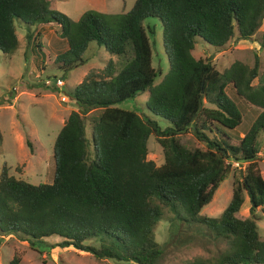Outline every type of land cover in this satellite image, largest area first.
Segmentation results:
<instances>
[{
    "label": "trees",
    "instance_id": "obj_1",
    "mask_svg": "<svg viewBox=\"0 0 264 264\" xmlns=\"http://www.w3.org/2000/svg\"><path fill=\"white\" fill-rule=\"evenodd\" d=\"M53 3L0 0V50L17 48V22L38 52L45 48L37 28L58 26L67 48L54 62L64 71L87 61L91 43L112 57L103 71L90 70L67 90L75 108L54 140L51 182L31 183L2 164L0 243L13 235L36 246L57 235L55 246H73L96 258L160 264L163 247L154 227L166 212L171 235L188 229L226 242L215 259L195 257L186 264H264V239L254 220L258 207L264 213L257 163L264 70L258 72L257 56L252 66L234 60L219 71L193 53L197 43L220 49L233 38L251 39L262 24L264 0H134L125 12L87 9L75 21ZM150 19L160 23L169 65L158 82L149 40L154 30L145 24ZM145 91L150 114L115 106ZM246 108L255 114L240 134ZM93 109L100 111L89 115ZM186 133L196 138L194 147L180 140ZM150 135L163 149L160 165L147 159ZM233 162L246 165L233 180L227 205L217 217L201 214ZM245 197L249 215L239 217ZM9 264L24 263L14 255Z\"/></svg>",
    "mask_w": 264,
    "mask_h": 264
},
{
    "label": "rangeland",
    "instance_id": "obj_2",
    "mask_svg": "<svg viewBox=\"0 0 264 264\" xmlns=\"http://www.w3.org/2000/svg\"><path fill=\"white\" fill-rule=\"evenodd\" d=\"M133 3L134 0H54L52 7L75 21L87 9L103 13L125 12ZM145 24H149L154 30L149 33V40L152 47V65L158 72L155 81L158 82L169 67L162 42V30L158 21L150 19ZM16 25L17 48L12 52L0 50V172L5 162L10 167L9 173L16 177L35 184L51 182L54 140L69 112L75 108L67 90L74 88L90 70L103 71L106 59L112 56L104 48L91 43L85 52L87 61L64 71L57 68V63L54 62L56 53L67 48V41L60 35L58 26L41 25L37 28L40 32L39 41L45 48L43 52H38L32 39L28 40L26 37L24 26L17 22ZM263 29L264 18L251 39L233 38L220 49L197 43L194 56L207 58L219 71L234 60H241L252 66L257 56L258 72L261 73L264 70V48L260 46ZM58 77H62L65 82L63 86L54 85ZM256 82L254 79L253 83ZM227 91L230 96H234L230 85ZM147 98L148 92L145 91L117 102L115 106L135 110L139 114H150L145 110ZM99 111L100 109L90 110L89 115H95ZM245 112L244 121L237 129L240 134L247 130L255 114L254 110L247 108ZM180 140L188 147H194L198 143L191 133L180 136ZM258 148L260 158L257 163L264 178V132L259 133ZM147 159L153 160L157 165L164 161L163 149L153 135L147 139ZM245 165L236 162L229 165L226 177L219 183L211 201L202 207L201 214L213 217L220 215L230 200L233 180L241 171L243 174ZM248 207L249 201L245 197L237 215L248 216ZM260 211L258 207L254 220L261 238L264 239V213ZM168 215L170 214L165 212L154 227L155 239L163 247L160 264H186L195 257L215 259L225 250L224 240L209 239L192 230L184 229L171 235ZM60 240L59 236L50 235L44 238V242L32 246L26 240L5 235L0 243V264H9L14 255L20 257L24 264H132L96 258L90 252L78 251L73 246H55ZM93 241L86 240L87 243H94Z\"/></svg>",
    "mask_w": 264,
    "mask_h": 264
},
{
    "label": "built area",
    "instance_id": "obj_3",
    "mask_svg": "<svg viewBox=\"0 0 264 264\" xmlns=\"http://www.w3.org/2000/svg\"><path fill=\"white\" fill-rule=\"evenodd\" d=\"M55 85L59 86V87L64 85V81H63L62 77L56 78Z\"/></svg>",
    "mask_w": 264,
    "mask_h": 264
},
{
    "label": "water",
    "instance_id": "obj_4",
    "mask_svg": "<svg viewBox=\"0 0 264 264\" xmlns=\"http://www.w3.org/2000/svg\"><path fill=\"white\" fill-rule=\"evenodd\" d=\"M228 170V169H227ZM241 175H242V171H241Z\"/></svg>",
    "mask_w": 264,
    "mask_h": 264
},
{
    "label": "clouds",
    "instance_id": "obj_5",
    "mask_svg": "<svg viewBox=\"0 0 264 264\" xmlns=\"http://www.w3.org/2000/svg\"><path fill=\"white\" fill-rule=\"evenodd\" d=\"M64 84H65V82H64Z\"/></svg>",
    "mask_w": 264,
    "mask_h": 264
},
{
    "label": "crops",
    "instance_id": "obj_6",
    "mask_svg": "<svg viewBox=\"0 0 264 264\" xmlns=\"http://www.w3.org/2000/svg\"><path fill=\"white\" fill-rule=\"evenodd\" d=\"M44 46V45H43Z\"/></svg>",
    "mask_w": 264,
    "mask_h": 264
}]
</instances>
